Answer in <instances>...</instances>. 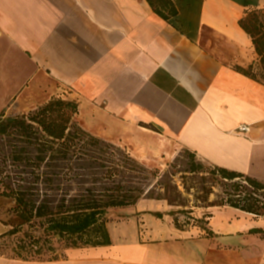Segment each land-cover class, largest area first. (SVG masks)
I'll use <instances>...</instances> for the list:
<instances>
[{
  "label": "crops",
  "instance_id": "0c3cea01",
  "mask_svg": "<svg viewBox=\"0 0 264 264\" xmlns=\"http://www.w3.org/2000/svg\"><path fill=\"white\" fill-rule=\"evenodd\" d=\"M172 2L178 15L165 20L148 0H0V112L37 108L55 83L80 110L98 103L123 131L138 133L144 143L131 154L142 163L158 139L264 182V84L235 68L258 62L239 21L264 0ZM163 204L114 209L110 245L59 261L0 255V264H264V239L250 232L264 228L262 218L217 205L206 208V229L183 227Z\"/></svg>",
  "mask_w": 264,
  "mask_h": 264
},
{
  "label": "trees",
  "instance_id": "16d2710c",
  "mask_svg": "<svg viewBox=\"0 0 264 264\" xmlns=\"http://www.w3.org/2000/svg\"><path fill=\"white\" fill-rule=\"evenodd\" d=\"M148 2L162 19L178 15L172 0ZM262 9L264 6H247L239 21L252 39L258 62L235 68L264 84ZM79 111L76 100L53 97L22 114L5 116L0 112V197L12 203L8 220H1L8 230L0 234V241L14 245L11 254L0 250V255L24 261L36 257L40 262L59 261L68 256L58 253L54 240L72 250L110 245L108 212L136 205L141 199L165 200L180 207L170 211L173 215L189 213L186 198L170 178L173 173L160 174L122 146L85 130L77 119ZM185 152L191 157V173L206 171L203 164L195 162L194 153ZM207 171L222 188L218 205L264 219V182L220 166ZM212 190L214 187L206 190L205 200ZM207 216L196 221L199 228L206 229ZM177 222L175 218L179 226ZM250 232L264 239V228Z\"/></svg>",
  "mask_w": 264,
  "mask_h": 264
},
{
  "label": "rangeland",
  "instance_id": "374dc122",
  "mask_svg": "<svg viewBox=\"0 0 264 264\" xmlns=\"http://www.w3.org/2000/svg\"><path fill=\"white\" fill-rule=\"evenodd\" d=\"M261 16L264 19V9L260 10ZM258 60V57H257ZM25 74L18 75V80L24 77ZM49 89H46L44 92L47 93L45 95V99L50 100L53 97H60L65 99V97L69 98V93L71 92L68 88L62 87L60 85H56L55 83L48 84ZM1 97V96H0ZM3 100V99H2ZM68 100V99H66ZM76 100V99H74ZM1 101V100H0ZM40 101H43L40 100ZM45 103V102H44ZM79 103V102H78ZM81 104V103H80ZM102 106L95 102H89L84 103L83 106H81V110L79 111V114L77 115V119L79 120L82 127L94 135H97L101 137L102 139H107L108 141L116 144V145H122L123 148L128 150L130 153L132 152V149L134 146L138 147L140 143L143 142L141 139V136L138 135L136 132H128L123 131V128L119 125V123H116L114 118H112L110 115H107L102 111ZM149 141V140H148ZM150 147L152 153H156L155 156H153L152 161L148 163H143L144 165L148 166L150 169H158L160 171V174L164 173H173V176H170V178L173 180V182L177 183L179 190L182 192V196L187 204V207H185L186 211L188 210L189 213H177L173 215L170 211L166 212L167 215L171 214L173 215L177 221L180 220L182 217H185V215H192L196 217V221L202 219L205 212H208L206 210L207 207L211 206V204H220L221 201V192L222 188L220 185L216 182V179L212 177L211 174L208 173L207 170L212 168V166L209 163H206L204 160L199 159L195 156V162L197 164H203L204 170L200 173H191L189 171L190 167V156L187 155L185 151H187L185 148H180L178 146H175L173 144H164L162 141L153 140L151 139ZM144 143V142H143ZM142 146H139V151L143 150L145 146L141 144ZM132 155V154H131ZM136 158V157H135ZM155 181V179H153ZM215 185V186H213ZM205 186L209 190L210 187H214V190H212V194H210L209 199L205 200L206 198V190L203 188ZM157 190H159L157 188ZM158 200V199H153ZM162 201L164 204L162 206L163 209H168L167 205H170L165 200H159ZM12 203L9 202L6 199H3L0 197V234L7 231L8 227L4 226L1 222V220H8V211L11 207ZM173 209L171 211H177L180 207L173 206ZM114 209H111L108 212V219L107 224L112 223L115 221V215L113 214ZM126 213V212H124ZM264 220V219H263ZM178 223V222H177ZM179 224V223H178ZM181 224V223H180ZM189 224V222H188ZM191 225V224H190ZM113 223L111 224V229L114 230ZM178 226V225H177ZM193 226H197V222H194ZM134 222L131 221L128 223V231L129 233L133 234L134 229ZM115 235L117 236L115 230ZM14 246L12 244L5 245L0 241V250L11 254L12 250L10 248ZM54 246L57 248L58 253L67 255L72 252V249H66L64 246L57 240H54ZM52 255V254H50ZM37 257L35 258V260Z\"/></svg>",
  "mask_w": 264,
  "mask_h": 264
},
{
  "label": "built area",
  "instance_id": "2783aa9c",
  "mask_svg": "<svg viewBox=\"0 0 264 264\" xmlns=\"http://www.w3.org/2000/svg\"><path fill=\"white\" fill-rule=\"evenodd\" d=\"M240 132H247L249 131V125L246 126H242L239 128ZM189 222V224H188ZM194 222H196V217L192 216V215H185V217H182L179 220V224L181 223V225L183 227H186V225H194Z\"/></svg>",
  "mask_w": 264,
  "mask_h": 264
}]
</instances>
